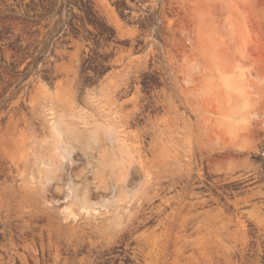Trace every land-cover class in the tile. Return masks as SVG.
Here are the masks:
<instances>
[{
    "label": "rangeland",
    "instance_id": "1",
    "mask_svg": "<svg viewBox=\"0 0 264 264\" xmlns=\"http://www.w3.org/2000/svg\"><path fill=\"white\" fill-rule=\"evenodd\" d=\"M78 23L123 60L84 97ZM131 80L163 117L132 124ZM65 114L119 142L48 169ZM0 264H264V0H0Z\"/></svg>",
    "mask_w": 264,
    "mask_h": 264
},
{
    "label": "flooded vegetation",
    "instance_id": "2",
    "mask_svg": "<svg viewBox=\"0 0 264 264\" xmlns=\"http://www.w3.org/2000/svg\"><path fill=\"white\" fill-rule=\"evenodd\" d=\"M71 31H67L61 41H66L67 47L72 46V42L82 40L84 45L81 56V79L84 84L81 86L79 93L84 97L87 92L98 93L101 86L109 80L116 78L117 72L120 71V46L116 44V28L105 27V31L93 30L86 24H73ZM131 45L125 46V49L131 50ZM72 52V51H69ZM48 77L55 76V73H46ZM164 87H151L149 84H136L134 80L130 81L129 86L121 88L119 100L121 102L131 99L137 93L141 95L142 111L138 112L132 124L140 123L141 125L149 124L150 121L164 116L165 108L157 104L153 95L155 93H167ZM253 180L250 183H254Z\"/></svg>",
    "mask_w": 264,
    "mask_h": 264
},
{
    "label": "bare ground",
    "instance_id": "3",
    "mask_svg": "<svg viewBox=\"0 0 264 264\" xmlns=\"http://www.w3.org/2000/svg\"><path fill=\"white\" fill-rule=\"evenodd\" d=\"M62 121L63 122L54 123L52 125L50 131L53 135L54 143L49 146V149H45V153L52 152V154H50L43 163L48 169H51L54 172L63 171L62 167L65 164L70 165L72 163L71 153L73 150H81V152L84 154L85 151L92 148L91 146L100 145L101 141L97 135L98 130L102 129L105 131L106 137L110 144L116 145V142H119L116 128L107 126L108 124L98 122L95 125V129L92 132L87 133L88 123L84 122L82 117L76 114H65L62 117ZM20 132L23 134L26 133L24 130H21ZM23 167L25 166L23 165ZM75 187L76 185L70 190L69 196H73L74 199L78 200L76 195L77 188ZM95 188L98 189L99 186H96ZM93 196V194H89L88 190L85 192V195L81 201L84 200L85 203H88L91 201Z\"/></svg>",
    "mask_w": 264,
    "mask_h": 264
}]
</instances>
